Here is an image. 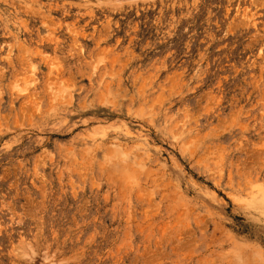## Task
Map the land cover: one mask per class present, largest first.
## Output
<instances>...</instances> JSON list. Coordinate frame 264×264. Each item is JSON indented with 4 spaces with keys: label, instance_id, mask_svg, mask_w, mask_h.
<instances>
[{
    "label": "rangeland",
    "instance_id": "obj_1",
    "mask_svg": "<svg viewBox=\"0 0 264 264\" xmlns=\"http://www.w3.org/2000/svg\"><path fill=\"white\" fill-rule=\"evenodd\" d=\"M0 264H264V0H0Z\"/></svg>",
    "mask_w": 264,
    "mask_h": 264
}]
</instances>
